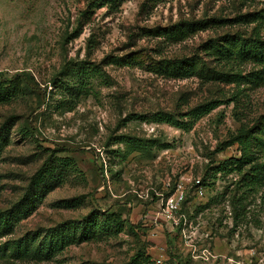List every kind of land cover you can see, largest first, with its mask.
I'll list each match as a JSON object with an SVG mask.
<instances>
[{
	"label": "rangeland",
	"instance_id": "obj_1",
	"mask_svg": "<svg viewBox=\"0 0 264 264\" xmlns=\"http://www.w3.org/2000/svg\"><path fill=\"white\" fill-rule=\"evenodd\" d=\"M262 14L264 0H0V212L25 206L0 228V264H264V182L243 181L264 162V134L235 140L263 124L264 63L207 49L264 39ZM199 20L208 27L182 41L158 35ZM103 59L111 84L92 79L97 94L66 110L70 66ZM211 100L220 104L189 129L149 119H188ZM121 138L144 148L125 154ZM230 158L242 165L218 168ZM179 183L172 225L160 211ZM108 210L117 224L79 241L77 224H103ZM62 227L75 240L50 257L15 245Z\"/></svg>",
	"mask_w": 264,
	"mask_h": 264
},
{
	"label": "trees",
	"instance_id": "obj_2",
	"mask_svg": "<svg viewBox=\"0 0 264 264\" xmlns=\"http://www.w3.org/2000/svg\"><path fill=\"white\" fill-rule=\"evenodd\" d=\"M104 1L102 2V4ZM251 14H247L248 17ZM261 17H264L262 14ZM208 27V22L205 20H199L194 22H181L169 27H165L163 29H159L158 35L164 36L170 41L178 42L186 39L187 37L194 35L197 31L202 30ZM227 43V49L222 50L223 46H217L214 44H208L207 49L214 51L215 54H224L226 56L238 54L242 58H251L256 62L264 63V39L260 37H249L242 40H238L234 37L225 40V45ZM104 60L101 62H86L84 60L77 61L75 64L70 66L69 68V78L61 79L60 85L63 90L66 91V95L64 93V98L62 102L65 105L66 110H71L74 108L75 104L78 102L80 96L94 94L96 95L97 92L95 91L96 85L92 81V79H100V85H109L111 84V78L108 72L104 68ZM189 61V60H188ZM193 62H186V64H181L178 68L182 69L187 68L188 66L185 65H192ZM194 64V63H193ZM177 67V66H176ZM193 67V66H192ZM188 69V68H187ZM6 80L0 78V98L2 95H5L7 92L8 87H5L4 83ZM10 83L12 81L10 80ZM220 102L217 100H211L204 103H200L184 113V116H188V119H181L178 118L174 113L158 110L153 112L150 115V120L156 122H167L171 123L175 126L189 129L192 127L193 123L201 118L202 116L208 114L214 108H216ZM131 118H139V119H147L146 114H134ZM263 124H260L257 127L254 125L239 135L235 137V140H239L244 144H247L251 138H255L258 140L257 136L261 133L264 134V115L262 117ZM256 127L255 132L253 133L252 130ZM127 142L126 153L129 154L135 150H140L144 148V143L140 139H133L129 138L125 140ZM261 146H264V141L261 140ZM243 158V157H242ZM237 158H230L228 160L223 161L218 168L224 169L227 166L230 167H238L242 165ZM242 161V160H241ZM252 172L246 174L244 176V184L248 187H256L261 185L264 182V162L261 164L254 166L252 168ZM262 171V178L257 177V171ZM246 177V178H245ZM20 206V207H19ZM25 206L18 205L16 208H12L9 210H4L0 212V228L3 227V230L10 229L14 219L19 216L22 212H24ZM103 215L106 216V220L101 224L98 221L99 216H88L83 222L77 224V227H81V233L77 235L78 240H88L92 237L97 235V232L100 230H109L112 228V224L117 222L113 212L109 210ZM34 237H27L25 239H19L18 243L16 242V247L22 249L24 251L28 250L29 246L34 245L32 249V254L37 256L40 259H44L50 257L56 251H60L69 241L75 240V233L70 230L69 227H62V228H53L49 233L48 237H44L41 239L39 244L35 245L33 243Z\"/></svg>",
	"mask_w": 264,
	"mask_h": 264
},
{
	"label": "built area",
	"instance_id": "obj_3",
	"mask_svg": "<svg viewBox=\"0 0 264 264\" xmlns=\"http://www.w3.org/2000/svg\"><path fill=\"white\" fill-rule=\"evenodd\" d=\"M202 193V191H199ZM186 197V188L184 184L179 183L175 191L170 194L162 204V209L160 211L163 218H166L172 223V225H179L181 222V216L176 214L181 209V205Z\"/></svg>",
	"mask_w": 264,
	"mask_h": 264
}]
</instances>
